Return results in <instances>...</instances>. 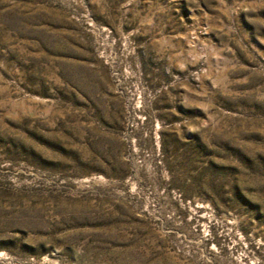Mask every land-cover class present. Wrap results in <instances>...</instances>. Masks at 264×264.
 <instances>
[{
    "label": "rangeland",
    "instance_id": "1",
    "mask_svg": "<svg viewBox=\"0 0 264 264\" xmlns=\"http://www.w3.org/2000/svg\"><path fill=\"white\" fill-rule=\"evenodd\" d=\"M0 264H264V0H0Z\"/></svg>",
    "mask_w": 264,
    "mask_h": 264
}]
</instances>
